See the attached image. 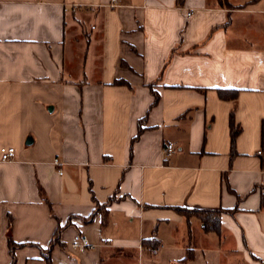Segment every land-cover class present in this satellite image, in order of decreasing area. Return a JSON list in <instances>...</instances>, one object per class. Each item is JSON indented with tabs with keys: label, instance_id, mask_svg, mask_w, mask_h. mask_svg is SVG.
<instances>
[{
	"label": "crops",
	"instance_id": "crops-1",
	"mask_svg": "<svg viewBox=\"0 0 264 264\" xmlns=\"http://www.w3.org/2000/svg\"><path fill=\"white\" fill-rule=\"evenodd\" d=\"M117 4L0 0V264H264V0Z\"/></svg>",
	"mask_w": 264,
	"mask_h": 264
},
{
	"label": "trees",
	"instance_id": "trees-1",
	"mask_svg": "<svg viewBox=\"0 0 264 264\" xmlns=\"http://www.w3.org/2000/svg\"><path fill=\"white\" fill-rule=\"evenodd\" d=\"M237 94L238 92L234 90H219L218 91L219 98L222 100H227V101L235 100L237 97ZM157 100H158V97L155 94V102ZM140 131H141V127H139V132ZM240 133H241V128L238 124L235 123L233 113H231L229 116V134H230V146H231L232 155L234 154L236 139ZM261 146H262V149L264 150V122H262L261 124ZM174 210L180 215L187 217V218L191 216H198L200 218H203L202 223L204 224V229L207 231H217L219 229V221L214 216H212L211 218H205L204 214L201 213L200 211H194V210H189L185 208H174ZM53 243H54V240L53 242H51L47 252H49L50 247L52 246ZM143 245L150 248L151 251L155 250L156 248L151 240L145 241ZM16 247H19V246L9 241V249L12 255ZM45 260L47 261V263H50V259L48 255L45 256ZM11 264H14V258H12Z\"/></svg>",
	"mask_w": 264,
	"mask_h": 264
},
{
	"label": "built area",
	"instance_id": "built-area-1",
	"mask_svg": "<svg viewBox=\"0 0 264 264\" xmlns=\"http://www.w3.org/2000/svg\"><path fill=\"white\" fill-rule=\"evenodd\" d=\"M118 0H109L108 7L111 9L117 8L119 5L117 4ZM188 16L190 13L187 14ZM173 151L172 145H167L166 148L163 150V159L167 160ZM258 155H261L262 152H257ZM15 156V149L12 147H1L0 148V161L3 163H11L14 160ZM52 164L56 167L61 166V161L56 158L53 160ZM58 174L61 175L62 171L58 170ZM71 252H81L83 250H91L94 248V245H92L89 242V239L86 235L83 234H77L73 237L70 246H69ZM151 251L150 249H148Z\"/></svg>",
	"mask_w": 264,
	"mask_h": 264
},
{
	"label": "rangeland",
	"instance_id": "rangeland-1",
	"mask_svg": "<svg viewBox=\"0 0 264 264\" xmlns=\"http://www.w3.org/2000/svg\"><path fill=\"white\" fill-rule=\"evenodd\" d=\"M212 217V216H211ZM211 217H205V218H211Z\"/></svg>",
	"mask_w": 264,
	"mask_h": 264
}]
</instances>
